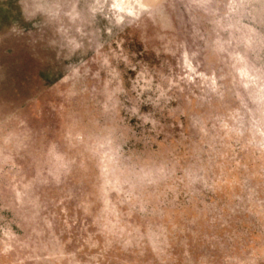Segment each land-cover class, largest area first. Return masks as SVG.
I'll use <instances>...</instances> for the list:
<instances>
[{
    "label": "rangeland",
    "instance_id": "obj_1",
    "mask_svg": "<svg viewBox=\"0 0 264 264\" xmlns=\"http://www.w3.org/2000/svg\"><path fill=\"white\" fill-rule=\"evenodd\" d=\"M38 3L0 0V119L14 115L25 121L28 145L0 155V225H10L21 239L31 236L39 249L58 246L75 253L73 264H264L250 251L264 242V173L257 175L264 160L237 149L236 159L247 170H230V161L220 154L232 153L221 147L211 125L235 104L231 98L218 103L199 81L182 79L188 72L185 49L189 58L195 54L192 65L200 71L222 67L200 39L211 37L209 25L190 21L182 0H143L160 13L157 23L146 19L117 27L98 13L90 19L94 0H80L78 11L86 22L79 37L80 21L58 20L38 10ZM61 26L77 36L81 48L72 51ZM64 76L73 79L65 84ZM109 97L113 111L105 112ZM68 113L93 132L112 126L115 115L130 155L172 161L178 176L139 192L147 211L140 202L117 203L122 197L110 193L118 228L104 230L95 168L75 169L59 181L45 170L43 154L51 144L75 155L63 139ZM203 126L207 136L199 131ZM9 155L15 168L2 162ZM13 177L26 186L22 196L35 217L32 226L43 230L40 236L31 233L9 200ZM233 178L235 183L225 182ZM10 259L0 257V262Z\"/></svg>",
    "mask_w": 264,
    "mask_h": 264
},
{
    "label": "clouds",
    "instance_id": "obj_2",
    "mask_svg": "<svg viewBox=\"0 0 264 264\" xmlns=\"http://www.w3.org/2000/svg\"><path fill=\"white\" fill-rule=\"evenodd\" d=\"M184 10L190 21H205L211 29V37L200 35L205 46L216 55L222 67L217 71H200L199 65H192L187 49L182 56L188 67L187 74L182 79L190 84H197L206 91L210 99L223 103L231 98L235 107L226 115L218 116L212 123V131L221 142V147L230 150L220 154L221 159H228L232 171L244 167L236 159L237 149L251 151L257 159L264 160V61L261 52L264 51V0H182ZM80 0H39L38 10L47 11L58 20L63 17L69 22L80 21L75 32L79 37L85 35L83 23L84 15L78 11ZM95 19L98 13L110 23L119 27L126 23L131 25L144 20L157 23L160 13H154L146 7L143 0H94L91 9ZM247 21V22H246ZM58 31L64 35L72 51L82 47L77 36H69L68 30L61 26ZM198 32V30H197ZM111 34V30H109ZM199 34V33H198ZM78 75V74H77ZM73 77L64 76L62 83L67 84ZM75 95V93H70ZM105 112L113 111L111 97L109 102L102 105ZM61 110L64 106L61 105ZM135 112V109H133ZM66 127L63 139L75 155L69 157L60 152L56 144H51L43 154L45 170L53 179L59 181L65 175H71L75 169L88 172L89 166L95 168L99 189L102 193L103 228L112 231L118 228V216L115 204L109 199V194L115 192L117 203L140 202L139 192L146 187H154L167 183L178 176L175 163L158 157H133L126 151L128 138L121 134L119 126L122 121L113 116V125L90 131L86 125L75 120L71 113L66 115ZM147 123V121H145ZM202 135H208V128L199 129ZM25 121L14 115H7L0 119V155L5 151L23 150L28 147ZM11 168L16 165L11 156H5L3 161ZM264 173V167L260 173ZM183 182V181H181ZM226 183H235V178ZM195 183V181H192ZM206 188L213 187L204 181ZM22 186L16 182L15 177L10 182L9 200L23 215L21 219L31 228L36 236L43 234L32 225L35 217L27 211V203L23 199ZM142 211H147L145 203L140 202ZM20 227V225H17ZM49 231L51 225L47 224ZM251 255L257 259L264 258V242L260 247H252ZM45 253V255H40ZM0 257H11L9 264H26L27 261H60L68 260L70 264L75 261V253L65 254L62 247L54 246L51 250L44 247L39 249L31 243V236L21 239L10 225H0ZM2 264V262H0Z\"/></svg>",
    "mask_w": 264,
    "mask_h": 264
},
{
    "label": "bare ground",
    "instance_id": "obj_3",
    "mask_svg": "<svg viewBox=\"0 0 264 264\" xmlns=\"http://www.w3.org/2000/svg\"><path fill=\"white\" fill-rule=\"evenodd\" d=\"M153 1V0H152Z\"/></svg>",
    "mask_w": 264,
    "mask_h": 264
}]
</instances>
